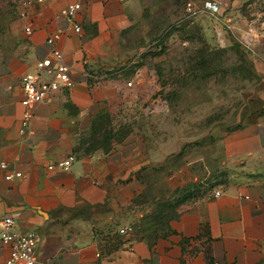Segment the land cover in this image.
<instances>
[{
  "label": "crops",
  "instance_id": "obj_1",
  "mask_svg": "<svg viewBox=\"0 0 264 264\" xmlns=\"http://www.w3.org/2000/svg\"><path fill=\"white\" fill-rule=\"evenodd\" d=\"M73 2L79 3V32L69 30L61 15ZM9 3L13 41L0 54V160L7 163V169L0 170V217L11 216L17 231L36 233L37 261L264 264V176L249 175L258 170L255 159L264 149V115L221 136L220 163L241 169L245 177L227 171L223 184L198 185L199 177L179 160L171 170L173 183H167L175 198L170 213L139 226L147 179L151 173H163L171 155L160 147V135L154 144L142 130L131 126L121 133L115 126L129 88L114 66L124 37L152 13L175 12L170 10L175 0ZM187 3L196 8V0ZM58 30L62 35L56 45L69 66L70 84L36 104L30 131L19 134L20 76L48 56L45 38ZM93 75L102 80L94 84ZM67 157L71 161L66 168H47ZM13 171L20 177L3 178ZM215 190L218 196H213ZM129 218L134 220L126 221ZM123 226L131 232L119 234ZM7 254L0 242V264Z\"/></svg>",
  "mask_w": 264,
  "mask_h": 264
},
{
  "label": "rangeland",
  "instance_id": "obj_2",
  "mask_svg": "<svg viewBox=\"0 0 264 264\" xmlns=\"http://www.w3.org/2000/svg\"><path fill=\"white\" fill-rule=\"evenodd\" d=\"M204 1L214 2L217 10L205 12ZM9 2L0 0V54L13 41ZM186 3L175 0L170 6L175 12L146 16L120 42L121 58L114 66L124 83L130 81L115 126L121 133L131 126L142 130L154 144L160 135V147L171 155L166 170L147 179L139 226L170 213L175 198L167 183H173L171 170L179 160L199 177L198 185L223 184L227 171L245 177L241 169L220 163L221 136L264 115V1L196 0L192 15ZM139 67L143 72L135 77ZM255 161L258 170L250 177L264 176V149Z\"/></svg>",
  "mask_w": 264,
  "mask_h": 264
},
{
  "label": "built area",
  "instance_id": "obj_3",
  "mask_svg": "<svg viewBox=\"0 0 264 264\" xmlns=\"http://www.w3.org/2000/svg\"><path fill=\"white\" fill-rule=\"evenodd\" d=\"M40 2L42 0H33ZM264 1V0H263ZM24 4L31 3V0H23ZM79 9V3L73 2L67 4L62 10L61 15L69 23V30L79 32L80 26L75 21V15ZM202 9L213 12L217 10L214 2L204 1ZM186 11L189 15L194 14L193 8L186 3ZM27 31V29H25ZM62 35V31L58 30L45 38V44L48 47V56L37 61L34 70L24 73L20 76L19 82L21 87V97L19 104L22 112L18 123V133L23 134L29 132L30 120L34 114L36 104L42 102L50 94L57 91L62 86H68L70 81L67 79L69 66L64 61L61 51L57 47V42ZM94 84L102 80L98 75L91 76ZM129 86L130 82H126ZM71 161V157H67L55 164L47 166L48 169L66 168ZM7 163L0 160V170L5 171ZM19 171L6 172L3 175L5 180L20 177ZM219 191H214L213 196H218ZM131 232V228L123 226L118 228V233L125 235ZM37 235L32 231L20 232L14 229V220L11 216L0 217V242L7 246L8 254L4 260V264H42L36 259Z\"/></svg>",
  "mask_w": 264,
  "mask_h": 264
}]
</instances>
